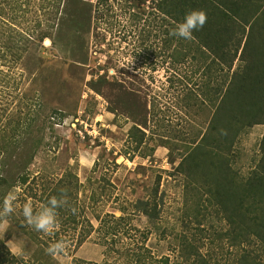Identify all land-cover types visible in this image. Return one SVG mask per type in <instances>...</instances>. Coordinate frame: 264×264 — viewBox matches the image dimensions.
I'll list each match as a JSON object with an SVG mask.
<instances>
[{"label":"rangeland","instance_id":"rangeland-1","mask_svg":"<svg viewBox=\"0 0 264 264\" xmlns=\"http://www.w3.org/2000/svg\"><path fill=\"white\" fill-rule=\"evenodd\" d=\"M153 2L75 0L62 8L48 29L43 0H30L19 9L20 24L15 21L5 35L0 31L1 42L16 38L18 29L28 28L33 35L18 62L3 55L0 43V114L38 111L47 120L51 115L46 144L33 161L30 180L15 188L17 216L29 202L39 208L48 203L64 176L67 184L76 183L73 175L88 184L87 193L82 189L78 199L76 193L70 198L71 204L77 203L83 224L90 221L94 230L77 246L82 224L74 229L67 215L57 214L59 234L43 233V242L51 245L63 238L68 248L66 256H51V264H71L74 257L97 264H132L123 250L115 257L106 254L96 229L108 214H131L135 237L148 233L146 247L155 257L153 264H190L185 258L198 254L212 263L238 262L241 247L221 235L225 222L206 204L205 194L186 187L177 172L190 134L205 131L213 108H199L200 96L197 100L191 90L201 93L199 86L208 77L203 68L197 70L190 60L172 63L163 45L166 23L161 25L151 14L134 23L132 12L151 11ZM250 7L258 15L264 0L261 4L254 0ZM47 29L52 36L40 40ZM221 71L213 70V80L222 79ZM263 138L264 124H257L238 140L234 166L240 175H248L259 162ZM157 182L162 212L153 223L133 213L131 202L147 198ZM94 190L102 195L98 202L89 200ZM0 225L7 228L0 236L7 245L13 240L25 263L34 264L36 254L48 258L13 219ZM26 228L33 229L28 224ZM163 257L169 260H160ZM260 260L264 264V252Z\"/></svg>","mask_w":264,"mask_h":264},{"label":"trees","instance_id":"trees-1","mask_svg":"<svg viewBox=\"0 0 264 264\" xmlns=\"http://www.w3.org/2000/svg\"><path fill=\"white\" fill-rule=\"evenodd\" d=\"M29 1L0 0V22L4 23V27L0 28L2 35L14 29L12 25L15 21L20 24L22 15L18 14L19 9H22V3ZM153 1V10L132 12L134 23L150 14L154 15V19L159 18L161 25L166 23L163 29V45L169 49L172 63L180 65L190 60L196 63L197 70L203 68L208 77L203 85L199 86L201 93L194 88L191 90L197 100L200 96L199 108H213L205 131L190 134L185 145L186 153L177 166V172L184 176L186 187L197 188L205 194L206 204L214 208L225 222L221 235L231 245L241 247L237 264H262L260 257L261 252H264V138L261 143V158L248 175H240L234 164L235 157L239 154L236 145L240 137L254 125L264 124V9L254 15L250 7L254 0ZM255 1L260 4L263 2ZM74 2L75 0H43L41 7L48 20V29L52 26L51 22L59 18L62 8ZM193 10L206 12L207 22L204 27L193 33L192 40L171 35L176 24L182 22L185 15ZM37 24L41 27V22L38 21ZM48 29L40 33V40L52 36ZM32 38L28 28L26 31L18 29L16 38L10 37L4 42L0 41L3 55H10L15 61H20L28 51L29 43L33 42ZM220 68L222 79L213 80V70ZM39 107L42 108L41 103ZM39 113L17 111L0 114V210L10 192L28 183L33 161L46 144V123L51 122V115L47 120ZM61 115L64 117L63 113ZM142 133L145 135V132ZM142 141L143 138L140 142ZM73 176L77 179L76 183L72 181V184H67L68 177L64 176L58 181L52 197L67 200L64 206L56 210L57 214L62 217L67 215L66 221H71L74 229H78L79 224H82L77 241L79 246L90 236L94 225L90 221L83 224L77 203L71 204V195L76 193L78 199V192L83 189L84 193H87L85 191L88 186L80 183L78 176ZM101 197L100 192L94 190L90 193L89 200L98 202ZM162 201L160 182H157L147 198L131 202L133 213L144 215L154 223L160 218ZM47 204L40 208L34 205V212H38ZM23 207L18 210L20 217L14 211L6 217H0V224L6 219H13L21 231L39 246L40 255L48 256L44 259L36 254L35 259L32 258L34 264H51L53 259L46 251L50 245L46 241L43 242L42 232L26 228L27 222L21 214ZM73 208L76 209L75 212ZM130 220L131 214H108L102 219L96 230L100 232L101 243L106 246V254L115 257L123 250L132 264H153L155 257L146 247L148 233L144 231V236L136 238L132 232L135 226ZM54 233L59 234V231ZM185 259L191 260L190 264H221L209 262L201 254L196 257L189 255ZM160 260L167 262L169 259L163 257ZM25 262L23 256L11 253L7 241L0 236V264H28ZM71 264L97 263L74 257Z\"/></svg>","mask_w":264,"mask_h":264},{"label":"clouds","instance_id":"clouds-1","mask_svg":"<svg viewBox=\"0 0 264 264\" xmlns=\"http://www.w3.org/2000/svg\"><path fill=\"white\" fill-rule=\"evenodd\" d=\"M207 22V14L203 10H193L185 15L182 22L176 24L171 31V35L184 40H192L193 33L204 27ZM10 192L3 201L2 210H0V217H6L15 211L14 201L16 200V192ZM67 203L64 198L53 197L48 201L47 206L42 207L38 212H34L31 203H27L23 207V217L28 225L32 226L36 231L42 232L46 235H52L59 227L57 222L56 210ZM76 209L73 208V212ZM0 230L5 233L7 228L0 225ZM8 241L10 251L15 256H23V251L18 248L13 242ZM68 243L65 240H60L51 244L47 249V253L54 259L67 255Z\"/></svg>","mask_w":264,"mask_h":264}]
</instances>
